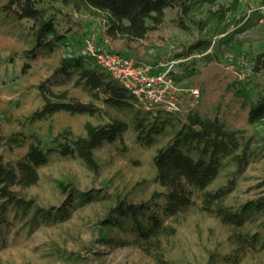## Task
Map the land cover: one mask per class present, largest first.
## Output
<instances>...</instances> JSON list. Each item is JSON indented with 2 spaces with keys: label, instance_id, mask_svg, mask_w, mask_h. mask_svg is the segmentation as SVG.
Segmentation results:
<instances>
[{
  "label": "rangeland",
  "instance_id": "1",
  "mask_svg": "<svg viewBox=\"0 0 264 264\" xmlns=\"http://www.w3.org/2000/svg\"><path fill=\"white\" fill-rule=\"evenodd\" d=\"M6 0H0V5ZM229 3L230 0H220ZM242 13L252 18L249 24L234 38L242 42V48L256 54L264 51V4L262 0H241ZM203 2L195 5V15L202 17L207 8ZM61 18V26H69V44L54 50H40L32 66L24 72L22 67L29 60L26 51L34 40L27 32V20H17L11 12L0 9V153L6 160L14 161L22 156L28 145H17L12 136L37 132L43 146L52 145L53 138L64 128L76 134L85 133V122L106 121V117L61 110L52 115L30 120L31 113L43 104L37 84L47 80L54 90L68 89L70 94L84 100L93 99L89 89L77 76L56 75L55 68L63 54L80 52L84 39L92 32L101 33L98 19L83 13H72ZM177 9L166 12L165 20L146 37L129 42L118 41L114 48L135 55L142 61L166 62L176 51L189 44L200 34L179 28L174 21ZM243 22V21H242ZM65 26V27H66ZM234 25L230 27V30ZM234 41V40H233ZM223 45L228 61H206L201 53H193L178 59L174 68L184 71L185 64L195 65L197 72L184 76L181 85L201 89V101L193 107L202 116H217L230 127L242 130L243 146L239 149L243 163L227 159L225 166L209 185L208 190L223 186L229 188L225 202L239 208L251 199L264 198V126L248 122L249 101L237 96L231 86L237 79H246L251 68V56L243 55L234 65L229 63L233 51ZM228 47V48H227ZM240 67V69L237 67ZM261 73L256 81H262ZM102 104L101 100L96 99ZM188 110L180 114L184 117ZM131 118V114L118 112ZM178 124H168L164 132L155 135L151 143L139 142L137 130L131 127L121 139L105 142L96 149L101 164L99 172L90 170L77 155L53 153L49 162L39 168L36 184L19 187L20 194L34 199V205L24 210L9 208L0 231V264H159L135 243L112 246L104 243L101 232L108 228L105 220L117 196L134 201L146 200L153 190L164 188L154 177L153 160L157 150L168 144ZM29 139H27V142ZM60 181H73L81 192L97 191V197L79 202L78 196L62 191ZM74 205L68 204V201ZM63 206L70 211L64 217L44 216L43 211L55 212ZM176 233L167 241L166 264H264V210L250 213L243 225L248 233H258L260 239L254 251H240L231 239L232 229L217 216L199 209H192L177 223ZM123 238L131 237L128 231L112 229ZM229 256V257H227Z\"/></svg>",
  "mask_w": 264,
  "mask_h": 264
},
{
  "label": "trees",
  "instance_id": "2",
  "mask_svg": "<svg viewBox=\"0 0 264 264\" xmlns=\"http://www.w3.org/2000/svg\"><path fill=\"white\" fill-rule=\"evenodd\" d=\"M203 2L208 5L201 10L206 14L197 17L195 5ZM241 4V0H230L227 4L220 0H6L0 9L11 12L17 20L30 22L27 32L34 44L26 51L29 60L22 67L24 72L32 66L40 50H54L61 44H69L71 28L61 26L60 20L66 16L70 18L72 13L80 12L98 19L102 28L100 41L107 36L120 39L128 46L129 42L144 38L149 31L157 29L164 22L168 10L177 9L175 24L190 33H194L196 27L200 34L184 45L181 51H176L175 59L201 53L206 61H228L223 54V45L231 47L233 58L229 63L234 65L243 55H250L252 64L251 71L247 72L248 77L237 79L231 86L237 96L249 101L248 122L255 127L264 126V78L260 82L255 79L258 73L264 76V51L253 55L242 48L240 40L234 38L235 33L252 19L250 15L242 13ZM232 25L234 28L230 30ZM181 63L184 64V71L173 72L177 81L197 72L194 64H185V60ZM55 74L76 75L77 82L89 89L93 99L84 101L70 94L68 89L54 90L44 80L37 84L43 104L31 113V121L61 110L97 115L107 120L99 123L86 121L84 134H76L69 127L64 128L53 138L52 145L47 147L43 146L37 132L11 137L14 144H27L28 147L14 161L6 160L0 153V231L9 208L25 211L34 205V199H27L15 187L36 184L39 168L49 162L53 153L77 155L90 170L97 173L101 164L95 151L103 143L121 139L131 127L137 130L139 142L151 143L155 135L165 131L168 124H178L173 139L157 150L153 160V179L164 189L153 190L148 199L138 202L117 196L105 220L113 228L101 232L102 241L112 246L135 243L157 263L166 264V243L176 233L177 223L190 210L199 209L217 216L232 229L230 237L240 254L241 251L258 249L259 234L248 233L243 225L250 213L264 210V198L251 199L239 208H233L225 202L228 187L208 190L227 159L243 163L244 156L239 152L243 146L241 129L230 127L217 116H202L194 109L185 113L184 117L180 115L183 112L144 110L108 70L81 52L63 54ZM96 99L101 100L102 104L97 103ZM118 112L132 116L126 118ZM59 185L71 198L78 196L79 202L98 194L97 191H78L73 181H60ZM68 204L74 205L71 199ZM69 211V206H63L55 212L42 213L46 217H64V212ZM117 228L128 231L131 237L123 238L119 233L111 232Z\"/></svg>",
  "mask_w": 264,
  "mask_h": 264
},
{
  "label": "built area",
  "instance_id": "3",
  "mask_svg": "<svg viewBox=\"0 0 264 264\" xmlns=\"http://www.w3.org/2000/svg\"><path fill=\"white\" fill-rule=\"evenodd\" d=\"M110 38L100 41L97 32L84 39L80 51L108 70L135 97L136 104L144 110L155 112L165 109L174 112L191 110L201 101V89L184 86L173 75L178 59L150 63L133 54L123 53L108 45Z\"/></svg>",
  "mask_w": 264,
  "mask_h": 264
},
{
  "label": "crops",
  "instance_id": "4",
  "mask_svg": "<svg viewBox=\"0 0 264 264\" xmlns=\"http://www.w3.org/2000/svg\"><path fill=\"white\" fill-rule=\"evenodd\" d=\"M118 41H122V40H120V39H111V38H110V41H109L108 45H109L110 47H114L115 45L118 44V43H116V42H118Z\"/></svg>",
  "mask_w": 264,
  "mask_h": 264
}]
</instances>
